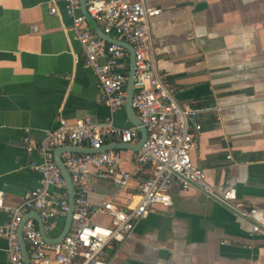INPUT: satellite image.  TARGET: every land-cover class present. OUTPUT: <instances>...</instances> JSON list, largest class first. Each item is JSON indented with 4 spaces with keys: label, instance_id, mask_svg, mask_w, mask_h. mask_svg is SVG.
<instances>
[{
    "label": "crops",
    "instance_id": "1",
    "mask_svg": "<svg viewBox=\"0 0 264 264\" xmlns=\"http://www.w3.org/2000/svg\"><path fill=\"white\" fill-rule=\"evenodd\" d=\"M145 1L161 9L151 19L160 71L179 103L200 109L192 159L209 183L220 191L234 187L237 194L234 206L174 182L173 205L156 206L129 239L111 242L106 256L111 264H264V234L254 233L241 211L264 213V0ZM51 5L0 0V226L10 218L6 208L20 205L40 185L41 174L31 166L43 155L29 151L26 138L42 144L61 119L89 118L102 129L133 126L126 103L115 110L108 105L62 0L57 13ZM138 143L122 147L115 135L105 136L104 149L119 151L118 167L133 177L122 186L93 168L96 222H110L97 212L104 201L137 203L150 174L136 169ZM36 216L30 211L26 218L40 229ZM67 216L45 229L50 239L63 233ZM7 249L0 235V264H12Z\"/></svg>",
    "mask_w": 264,
    "mask_h": 264
},
{
    "label": "built area",
    "instance_id": "2",
    "mask_svg": "<svg viewBox=\"0 0 264 264\" xmlns=\"http://www.w3.org/2000/svg\"><path fill=\"white\" fill-rule=\"evenodd\" d=\"M50 11L57 13V0H51ZM66 13L72 17L75 37L87 54V64L95 71L98 85L112 110L126 103L130 78V52L122 45L108 42L88 23L82 12L81 0H62ZM87 11L102 31L125 41L134 49L135 73L132 107L148 132V137L135 157L137 170L150 169L140 184L135 206L124 207L104 201L97 212L110 219L96 222L90 201V174L93 168L102 170L122 186L128 185L132 173L118 167L121 154L117 150L94 153L65 151L63 162L75 186V211L68 234L57 243L46 241L34 218L26 215L35 211L45 229H52L59 215L70 208L68 184L55 159V151L65 147L101 149L107 134L123 143L140 141L136 126H109L102 129L91 119L75 123L61 119L45 142L37 144L26 138L27 149L38 151L43 161L32 168L41 174L40 185L30 191L18 206L6 210L9 220L0 226V235L8 240V255L12 264H26L19 230L27 245L31 264H111L106 247L113 241L123 243L132 236L138 220L146 217L156 206L173 205L171 186L183 189L198 187L205 193L233 204L236 189L218 190L208 182L204 169L197 166L191 152L195 137L202 129L198 121L200 109L179 103L168 82V75L157 65L153 48L151 19L160 14L159 7L145 0H86ZM235 206V204H233ZM253 221L252 231L264 234V213L259 208L241 210Z\"/></svg>",
    "mask_w": 264,
    "mask_h": 264
},
{
    "label": "water",
    "instance_id": "3",
    "mask_svg": "<svg viewBox=\"0 0 264 264\" xmlns=\"http://www.w3.org/2000/svg\"><path fill=\"white\" fill-rule=\"evenodd\" d=\"M81 2H82V9L84 11V14L87 17L89 24L93 27V29L99 34V36L101 38L107 40L108 42H115L119 45L125 46L130 50V53H131L130 78H129L128 86H127L126 106H127V109L129 112V117H130L132 124L134 126H136L138 128L139 132L141 133V139H140L139 143L136 145V149L140 150L142 145L144 144V142L146 141V139L148 137V132H147L146 128L141 125V123H140V121L136 115V112H135L134 108L132 107V99H133V94H134V73H135V68H136L134 49L128 43L120 41L118 39H115L109 35H106L102 31V29L97 25V23L88 14L86 0H81ZM121 146L127 147L128 144L123 143ZM103 150H105L104 147H102L101 149H93V148H86V147H65V148H60L56 151V153H55L56 162H57L58 166L60 167L62 174L65 177L67 184H68V189H69V193H70V208H69V212H68V216H67L65 229H64L63 233L56 239H50L47 236V234L45 232L43 220L41 219L39 214L36 212L37 213L36 218L40 224L39 225L40 231L42 233L43 238L46 241H48L50 243H57V242H60L61 240H63V238L68 234V232L70 230L72 218H73L74 211H75V198H76L75 186H74L72 178H71V176H70V174H69V172H68V170H67V168L63 162V159H62L63 152L73 151V152H79V153H94V152H99V151H103ZM20 233L22 235V239L20 237ZM19 237H20V242H21L22 247H23L26 264H31L29 254H28V249H27L26 243L24 242V238H23V234H22V226L20 227V230H19Z\"/></svg>",
    "mask_w": 264,
    "mask_h": 264
}]
</instances>
